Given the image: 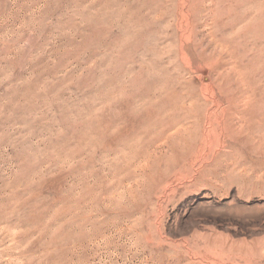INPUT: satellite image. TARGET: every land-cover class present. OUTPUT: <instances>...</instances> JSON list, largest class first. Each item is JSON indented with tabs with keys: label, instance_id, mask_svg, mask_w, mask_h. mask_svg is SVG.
Returning a JSON list of instances; mask_svg holds the SVG:
<instances>
[{
	"label": "rangeland",
	"instance_id": "rangeland-1",
	"mask_svg": "<svg viewBox=\"0 0 264 264\" xmlns=\"http://www.w3.org/2000/svg\"><path fill=\"white\" fill-rule=\"evenodd\" d=\"M0 264H264V0H0Z\"/></svg>",
	"mask_w": 264,
	"mask_h": 264
},
{
	"label": "bare ground",
	"instance_id": "bare-ground-1",
	"mask_svg": "<svg viewBox=\"0 0 264 264\" xmlns=\"http://www.w3.org/2000/svg\"><path fill=\"white\" fill-rule=\"evenodd\" d=\"M240 101V100H239Z\"/></svg>",
	"mask_w": 264,
	"mask_h": 264
}]
</instances>
